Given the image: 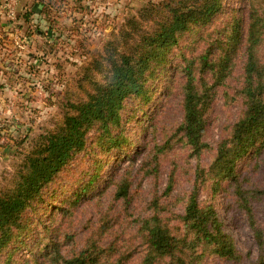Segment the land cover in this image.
I'll list each match as a JSON object with an SVG mask.
<instances>
[{
	"label": "trees",
	"instance_id": "trees-1",
	"mask_svg": "<svg viewBox=\"0 0 264 264\" xmlns=\"http://www.w3.org/2000/svg\"><path fill=\"white\" fill-rule=\"evenodd\" d=\"M253 2L260 9L252 6L244 22L238 13H232L227 20L214 24L215 19L224 14L225 0L150 2L137 16L128 18L119 34L106 42L101 57L94 60L92 66L84 67L82 77L90 84L86 97L68 104L58 127L40 135L13 177L0 189V253L7 250L12 254L18 249L15 247L17 237L28 226L24 214L36 202H41L44 189L88 149L90 132L97 131L103 152L118 148L120 153L126 154L124 146L128 138L121 129L126 101L136 97L150 104L153 95L149 79L165 71L169 53L180 46L183 35L204 31L203 49L184 57L181 67L184 75L182 121L170 138L158 143L146 166L147 172L157 173L159 157L164 160L181 146L197 161L193 186L181 213L161 199L173 191L176 184L173 173L164 192L151 200V214L139 221L142 249L138 252L141 260L137 264H201L212 254L238 257L234 239L225 232L215 206L201 204L199 195L208 181L214 182L217 192L222 183L228 182L237 194L241 193L239 201L251 218L254 202L264 199V189L248 188L249 179H240L238 166L243 159L264 152V0ZM35 12L25 13L24 19L29 21ZM192 43H196L194 38L189 39L184 48H190ZM240 64L242 81L230 92L228 81ZM220 93L226 104L240 102L241 111L229 125V132L223 130V134H227L213 148L206 137L212 123L210 114ZM209 151L214 154L211 162L208 166L201 164L202 156ZM135 158L131 162L136 161ZM103 168L100 160L85 165L77 176L80 178L87 170L88 179L82 183L85 177L82 178L80 186L71 189V195L63 204L70 201V208L74 207L89 193L95 195L98 188L101 190L97 181L114 175V170L103 175ZM120 179L115 181V196L128 204L131 179L128 174ZM61 210L70 216L75 212L64 206ZM171 222L179 225L173 227ZM112 228L110 217L105 214L101 224L89 232L83 246L67 256L62 247L74 242V234L66 233V240L57 246L51 237L49 245L44 246L46 250L51 248L48 257L57 264H133L135 251L126 253L107 241ZM255 237L261 245L260 230H255ZM35 264L44 262L37 258ZM253 264H264V255Z\"/></svg>",
	"mask_w": 264,
	"mask_h": 264
},
{
	"label": "rangeland",
	"instance_id": "rangeland-1",
	"mask_svg": "<svg viewBox=\"0 0 264 264\" xmlns=\"http://www.w3.org/2000/svg\"><path fill=\"white\" fill-rule=\"evenodd\" d=\"M160 1L20 0L16 19L0 18V23L7 24L2 27L4 34L0 38V189L13 177L40 135L58 127L68 104L86 97L90 84L82 77L84 67L92 66V62L101 57L106 42L119 34L128 18L137 16L150 2L157 4ZM2 5L3 0H0V7ZM252 6L257 8L253 0H225L224 14L215 19L214 24L221 23V19L227 20L232 13H238L244 22ZM31 10L36 12L26 21L25 13ZM193 38L196 43L185 49L184 44ZM203 38L204 31L182 36L180 46L169 53L165 71L158 68L157 76L149 79L153 95L150 104L136 97L126 101L121 127L128 138L124 146L126 154L120 153L118 148L103 152L98 144L97 131L90 132L88 149L44 189L41 202L26 211L24 218L28 226L17 237L15 247L18 249L12 254L7 250L0 253V264H35L37 258L44 264H57L48 257L51 248L46 250L44 244L48 243V246L53 237L52 242L57 246L66 240V233L74 234V242L62 247L63 254L70 255L83 246L89 232L101 224L105 214L109 215L113 225L107 241L115 243L126 253L135 251L133 264L141 260V254H138L142 249L139 221L151 214V200L164 192L173 173L176 181L173 191L161 199L169 202L172 210L181 213L193 186L197 161L181 146L164 160L159 157L157 173L147 172L146 166L154 148L160 141L170 138L182 121L181 84L184 75L181 67L184 57L203 49ZM241 66L228 81L230 92L242 81ZM226 103L220 93L210 114L212 123L206 138L213 148L229 132V125L241 111L240 102ZM223 130L227 133L223 134ZM213 156L212 152H206L200 163L208 166ZM132 158L136 161L131 162ZM93 160L104 164L103 175L112 170L114 175L98 180L101 190L98 188L95 195L89 193L74 207L70 208V201L63 204L71 195V189L79 187L82 178L85 177L82 183L88 179L87 170L80 178L77 173ZM238 166L240 179H249L248 188L264 189V152L243 159ZM127 174L132 183L128 204L115 196V181ZM215 189L214 182L208 181L199 200L201 204L215 206L225 232L234 239L238 257L212 254L201 264L255 263L264 255V199L254 202V216L251 218L239 201L241 193L237 194L232 184L224 182L218 192ZM238 201L243 209L238 206ZM63 206L75 211L73 216L64 213ZM170 225L175 227L179 223L171 222ZM255 230L262 232L261 245L255 237Z\"/></svg>",
	"mask_w": 264,
	"mask_h": 264
},
{
	"label": "built area",
	"instance_id": "built-area-1",
	"mask_svg": "<svg viewBox=\"0 0 264 264\" xmlns=\"http://www.w3.org/2000/svg\"><path fill=\"white\" fill-rule=\"evenodd\" d=\"M20 0H3V5L0 7V18L13 21L16 19L17 5Z\"/></svg>",
	"mask_w": 264,
	"mask_h": 264
},
{
	"label": "crops",
	"instance_id": "crops-1",
	"mask_svg": "<svg viewBox=\"0 0 264 264\" xmlns=\"http://www.w3.org/2000/svg\"><path fill=\"white\" fill-rule=\"evenodd\" d=\"M17 7H18V6H17ZM2 27H7L6 22L1 21V23H0V38H1L2 35L4 34V32L2 31ZM5 34H7V33H5Z\"/></svg>",
	"mask_w": 264,
	"mask_h": 264
}]
</instances>
